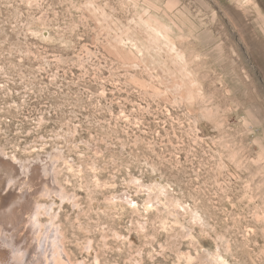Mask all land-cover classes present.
Returning <instances> with one entry per match:
<instances>
[{
    "label": "rangeland",
    "instance_id": "obj_1",
    "mask_svg": "<svg viewBox=\"0 0 264 264\" xmlns=\"http://www.w3.org/2000/svg\"><path fill=\"white\" fill-rule=\"evenodd\" d=\"M0 183L73 263L264 264V0H0Z\"/></svg>",
    "mask_w": 264,
    "mask_h": 264
},
{
    "label": "bare ground",
    "instance_id": "obj_2",
    "mask_svg": "<svg viewBox=\"0 0 264 264\" xmlns=\"http://www.w3.org/2000/svg\"><path fill=\"white\" fill-rule=\"evenodd\" d=\"M45 165L46 164L34 165V174L28 179H24V182H28V186H36L34 190L40 189L43 192L50 193L51 188L44 183L45 178L40 180V177L37 176V174L42 172L41 170L47 168ZM20 183L22 182H18V184ZM30 191H32L30 187L27 188V190L20 188L15 193V199L12 201L10 200L8 205L10 203L17 204V195L30 194ZM4 208L5 207L0 208V213L6 212L7 209L2 210ZM33 209L34 207L32 208L31 206V209H29L27 213L30 215ZM27 213L24 216L20 211H16L15 215L4 219L0 218V264H81L80 262H71L64 249H62L64 255L59 254L57 250L58 238L56 240H52L51 238L52 235L56 238L57 232L58 236L62 234L59 230L55 229V223L52 224L53 227L48 228V232L45 237L43 236L44 239L42 241V238H40L42 234L37 235L42 229L39 219L36 221V215L30 218ZM32 230L35 232L34 234L31 233ZM33 237H36L35 241ZM48 242L51 243L50 247L48 246ZM48 253H50V258Z\"/></svg>",
    "mask_w": 264,
    "mask_h": 264
}]
</instances>
